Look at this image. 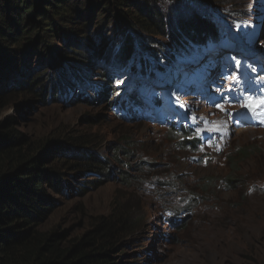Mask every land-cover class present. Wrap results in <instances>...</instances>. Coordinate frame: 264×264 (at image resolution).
I'll use <instances>...</instances> for the list:
<instances>
[{"label": "rangeland", "instance_id": "374dc122", "mask_svg": "<svg viewBox=\"0 0 264 264\" xmlns=\"http://www.w3.org/2000/svg\"><path fill=\"white\" fill-rule=\"evenodd\" d=\"M104 3L67 0L77 9L53 18L48 32L33 10L32 20L22 16L20 36L1 40L3 129L35 156L47 154L51 169L80 154L101 159L99 171L63 170L59 191L45 186L40 227L67 241L120 213L130 226L117 235L116 264H264V104L260 126L234 128L232 120L264 96L230 99L235 61L259 66L252 76L264 86V0H138L149 8L145 17L133 4L118 12ZM182 16L197 18L192 30L181 27ZM72 50L87 61L72 62ZM63 68L52 89L49 78ZM140 82L147 87L138 92ZM147 100L160 107L150 113ZM173 123L190 129L176 133Z\"/></svg>", "mask_w": 264, "mask_h": 264}, {"label": "trees", "instance_id": "16d2710c", "mask_svg": "<svg viewBox=\"0 0 264 264\" xmlns=\"http://www.w3.org/2000/svg\"><path fill=\"white\" fill-rule=\"evenodd\" d=\"M95 1L97 4L105 2L107 6L118 8V12H121V6L128 7L133 4V7L137 8L136 15L140 17H145L146 13L149 12V8L146 6H144L145 10L142 9L143 5L136 6L138 0ZM65 2L67 0H0V57H3L2 52L6 48L1 40L18 37L25 30L21 24L22 16H30V21L32 20L33 10L39 11L41 12V20H34L38 27L47 32L54 31L57 24L52 21L53 18L58 21L63 20L66 16L69 18L71 13L74 12L71 10L77 9L75 6L65 4ZM6 11L15 14V16L7 15ZM124 16L127 19V16ZM159 16L158 13H154L153 18L158 19ZM182 19V22H179L182 23L181 27L192 30L191 26L197 18L193 17L194 22L186 20L183 16ZM165 23L166 20L163 19L164 29L166 27ZM201 24L202 22L200 24L195 23V32L199 31ZM203 25H206L205 22H203ZM112 30L117 31V28ZM46 34L48 35V33ZM204 40H206L204 43H207L210 39ZM193 42L192 45H200L196 41ZM78 43L80 42L78 41ZM92 45L95 47L96 41ZM80 46L86 47L84 43H80ZM88 46H91L90 43ZM187 49L189 50V48ZM132 50V44L126 43L124 52H126V55L130 54L127 59L131 57ZM155 52L153 50V53ZM72 53L69 56L72 62L85 63L87 61V58L74 56L76 55L74 50H72ZM177 63L176 61L174 64ZM13 71L15 70L13 69ZM155 71L158 72V67H155ZM59 72L60 75H51L49 78L52 89L54 84L64 81V78L60 77L65 75L64 68L62 72ZM137 73L139 78L141 71L140 73L137 71ZM148 73L152 78V70H149ZM100 78L103 85H106L104 83L109 77L103 74ZM77 82H84V80ZM11 83L20 84L16 81ZM137 84L138 92L147 87V82L142 85L141 82ZM107 88L108 85L104 86L103 90L105 91ZM5 98V95L0 94V104L2 106H5L3 103ZM159 105V101L151 102L147 100L145 102V108L149 109L150 113L152 112L151 109H158ZM132 110H136L137 116L142 112L136 107H131L130 112ZM186 127V125H183L181 129L173 130L180 134L186 131ZM12 133L10 129H3L0 125V264H116L112 261L111 252L114 250L117 235L130 226V220L120 213L111 219L99 222L92 231L85 232L81 237L67 241L63 240V234L56 229L44 230L40 227L41 222L47 217L49 209L47 200L44 198L46 194L45 186L49 185L52 189L59 191L58 185H60L62 174H64L63 170L92 169L99 171L101 159L98 157L97 159H90L89 156L80 154L81 156L77 158L78 161L71 162L63 159L60 160V168L51 169L45 167L47 154L41 155L40 153L35 156L34 152L37 149L32 150L28 147H22V144ZM76 142L83 143V139L77 137ZM240 153L244 154L243 157L245 156V151H242V149L239 150ZM86 154L90 155V153ZM228 180L230 183L236 182L231 179Z\"/></svg>", "mask_w": 264, "mask_h": 264}, {"label": "snow or ice", "instance_id": "6c2138e0", "mask_svg": "<svg viewBox=\"0 0 264 264\" xmlns=\"http://www.w3.org/2000/svg\"><path fill=\"white\" fill-rule=\"evenodd\" d=\"M233 79H235V77H232ZM260 104H264V101H259L256 102V104L254 105L253 102H249V104L247 105L249 108H251L253 111H255V108L258 107ZM218 106V105H217Z\"/></svg>", "mask_w": 264, "mask_h": 264}, {"label": "bare ground", "instance_id": "6f19581e", "mask_svg": "<svg viewBox=\"0 0 264 264\" xmlns=\"http://www.w3.org/2000/svg\"><path fill=\"white\" fill-rule=\"evenodd\" d=\"M206 45H208L209 44V41L207 42V43H205ZM198 47V46H197ZM195 51L197 52V54L199 53L197 50H196V47H195ZM178 62V61H177ZM176 65V64H175ZM157 74H158V72H157ZM62 78H64V77H62ZM150 101V100H149ZM160 102V101H159ZM160 107V106H159ZM158 107V108H159ZM154 110V109H153ZM143 130H145V128H143ZM182 167H185L186 166V162H184V163H182V165H181Z\"/></svg>", "mask_w": 264, "mask_h": 264}, {"label": "clouds", "instance_id": "9594fccd", "mask_svg": "<svg viewBox=\"0 0 264 264\" xmlns=\"http://www.w3.org/2000/svg\"><path fill=\"white\" fill-rule=\"evenodd\" d=\"M131 112H132V111H131ZM131 112H130V113H131ZM129 115H130V114H129ZM135 116H137V115H135ZM188 130H189V128H188V129H186V131H185V132H183V133H187V131H188ZM180 134H181V133H180Z\"/></svg>", "mask_w": 264, "mask_h": 264}]
</instances>
